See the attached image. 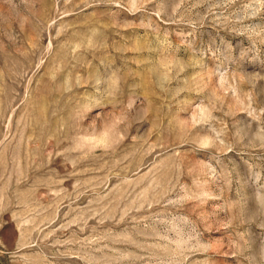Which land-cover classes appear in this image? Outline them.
Listing matches in <instances>:
<instances>
[{
	"label": "rangeland",
	"instance_id": "rangeland-1",
	"mask_svg": "<svg viewBox=\"0 0 264 264\" xmlns=\"http://www.w3.org/2000/svg\"><path fill=\"white\" fill-rule=\"evenodd\" d=\"M0 264H264V0H0Z\"/></svg>",
	"mask_w": 264,
	"mask_h": 264
}]
</instances>
